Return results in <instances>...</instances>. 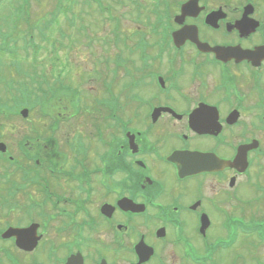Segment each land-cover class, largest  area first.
<instances>
[{
    "label": "flooded vegetation",
    "instance_id": "af4514ba",
    "mask_svg": "<svg viewBox=\"0 0 264 264\" xmlns=\"http://www.w3.org/2000/svg\"><path fill=\"white\" fill-rule=\"evenodd\" d=\"M148 10L147 36H129L134 53L115 52L102 81L104 97L130 103L102 108L98 97L89 128L48 125L41 151L3 166L0 264H262L245 253L258 238L239 186L264 148V0ZM184 26L205 52L174 44ZM244 145L245 172L222 165ZM177 151L205 155V169L179 175Z\"/></svg>",
    "mask_w": 264,
    "mask_h": 264
},
{
    "label": "rangeland",
    "instance_id": "374dc122",
    "mask_svg": "<svg viewBox=\"0 0 264 264\" xmlns=\"http://www.w3.org/2000/svg\"><path fill=\"white\" fill-rule=\"evenodd\" d=\"M101 1L100 5V0H30L28 20L25 17L26 8L22 7L20 15L16 13L20 5L18 0H0V43L10 48V51L0 48V102H5L1 106L4 109L0 108V141L8 149L4 157H21L19 143L24 150H30V147L41 151L49 120L43 109L59 114L58 124H70L74 130L79 129V125L89 128L93 115L85 113L84 108L92 111L96 99L104 97L102 81L111 82V59L117 51V48H109L107 40L114 31L112 24L118 23L120 29L129 30L132 38L140 34L147 36V24L151 21L136 16L138 11H132L131 1H124V5H129L133 13L118 0ZM70 6H74L72 14L68 13ZM54 10H59V13L56 11L57 17L52 15ZM110 14L121 15L112 22ZM72 20L73 24L69 26ZM31 37L35 48L29 47L26 42ZM67 82L79 89V96L69 91L68 94H59L57 99L51 97L52 90L66 87L61 84ZM120 89L118 84L117 90ZM109 99L112 100L111 96ZM245 99L251 105V96ZM79 100L80 116L65 120L67 114L78 108ZM117 103L118 108H122L130 102L120 99ZM22 108L28 109L26 118L20 114ZM134 108L142 111L136 105ZM252 109L253 103L248 111ZM246 118L251 119L249 116ZM35 134L40 137L38 141H34ZM30 138L32 141H29ZM5 163L11 167L10 163ZM239 189L244 194L245 211H249L247 215L255 213L260 218L251 219L247 224L262 227V235H258L260 241H254L256 245L245 253H256L264 264V148H261L258 163L252 167L249 179L242 180Z\"/></svg>",
    "mask_w": 264,
    "mask_h": 264
},
{
    "label": "water",
    "instance_id": "95a60500",
    "mask_svg": "<svg viewBox=\"0 0 264 264\" xmlns=\"http://www.w3.org/2000/svg\"><path fill=\"white\" fill-rule=\"evenodd\" d=\"M180 32H176L175 36L176 38H179ZM22 116H27V109H22L21 112ZM5 149V145L3 143H0V150H4ZM178 154V160L181 162L182 161V156L181 153H177ZM182 163V162H181Z\"/></svg>",
    "mask_w": 264,
    "mask_h": 264
}]
</instances>
